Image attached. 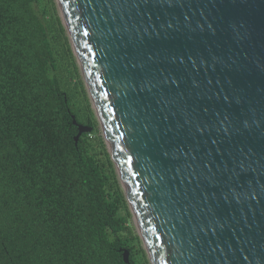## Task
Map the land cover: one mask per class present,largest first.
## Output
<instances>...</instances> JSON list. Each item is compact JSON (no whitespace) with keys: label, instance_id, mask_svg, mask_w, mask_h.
<instances>
[{"label":"water","instance_id":"1","mask_svg":"<svg viewBox=\"0 0 264 264\" xmlns=\"http://www.w3.org/2000/svg\"><path fill=\"white\" fill-rule=\"evenodd\" d=\"M54 1L149 264H264V0Z\"/></svg>","mask_w":264,"mask_h":264},{"label":"trees","instance_id":"2","mask_svg":"<svg viewBox=\"0 0 264 264\" xmlns=\"http://www.w3.org/2000/svg\"><path fill=\"white\" fill-rule=\"evenodd\" d=\"M97 125L55 1L0 0V264H149Z\"/></svg>","mask_w":264,"mask_h":264},{"label":"rangeland","instance_id":"3","mask_svg":"<svg viewBox=\"0 0 264 264\" xmlns=\"http://www.w3.org/2000/svg\"><path fill=\"white\" fill-rule=\"evenodd\" d=\"M97 128H98V133L101 135L100 128H99L98 125H97ZM90 138H92V136H91ZM129 221H130V225H131L132 230H133V234L138 236V234H137V232H136V230H135V228H134V226H133L132 218H131V217H130ZM133 243L136 244V248H135L134 250H135V251L137 252V254H138V253H139V250H138V249H139V248H142V243H141L140 240H139V243H138V241H134ZM137 256H138V255H137ZM138 257H139V256H138Z\"/></svg>","mask_w":264,"mask_h":264}]
</instances>
